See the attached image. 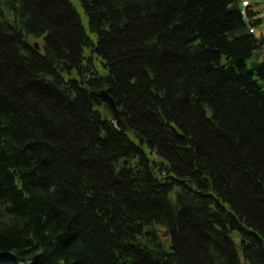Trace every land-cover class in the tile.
<instances>
[{
    "label": "trees",
    "instance_id": "16d2710c",
    "mask_svg": "<svg viewBox=\"0 0 264 264\" xmlns=\"http://www.w3.org/2000/svg\"><path fill=\"white\" fill-rule=\"evenodd\" d=\"M242 1L0 0V257L264 264V42Z\"/></svg>",
    "mask_w": 264,
    "mask_h": 264
},
{
    "label": "rangeland",
    "instance_id": "374dc122",
    "mask_svg": "<svg viewBox=\"0 0 264 264\" xmlns=\"http://www.w3.org/2000/svg\"><path fill=\"white\" fill-rule=\"evenodd\" d=\"M250 5V11L256 14V18L261 20V24L258 29L255 30V35L258 38L263 39L264 42V0H246ZM262 53H264V45H263ZM0 264H15L13 261L9 260V258L2 256L0 257Z\"/></svg>",
    "mask_w": 264,
    "mask_h": 264
},
{
    "label": "water",
    "instance_id": "95a60500",
    "mask_svg": "<svg viewBox=\"0 0 264 264\" xmlns=\"http://www.w3.org/2000/svg\"><path fill=\"white\" fill-rule=\"evenodd\" d=\"M244 23L247 25L246 20H244ZM96 97L100 98L105 105L107 106L108 110L110 111V113L117 118V109L116 106L114 104L113 99L107 94V92L102 91L99 94H96ZM117 123L120 125V121L117 119Z\"/></svg>",
    "mask_w": 264,
    "mask_h": 264
},
{
    "label": "bare ground",
    "instance_id": "6f19581e",
    "mask_svg": "<svg viewBox=\"0 0 264 264\" xmlns=\"http://www.w3.org/2000/svg\"><path fill=\"white\" fill-rule=\"evenodd\" d=\"M116 106V105H115Z\"/></svg>",
    "mask_w": 264,
    "mask_h": 264
}]
</instances>
